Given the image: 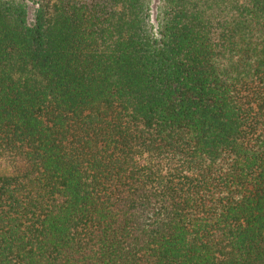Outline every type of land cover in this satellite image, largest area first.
I'll use <instances>...</instances> for the list:
<instances>
[{
	"label": "trees",
	"instance_id": "obj_1",
	"mask_svg": "<svg viewBox=\"0 0 264 264\" xmlns=\"http://www.w3.org/2000/svg\"><path fill=\"white\" fill-rule=\"evenodd\" d=\"M0 264H264V0H0Z\"/></svg>",
	"mask_w": 264,
	"mask_h": 264
},
{
	"label": "rangeland",
	"instance_id": "obj_2",
	"mask_svg": "<svg viewBox=\"0 0 264 264\" xmlns=\"http://www.w3.org/2000/svg\"><path fill=\"white\" fill-rule=\"evenodd\" d=\"M5 170H6V166L3 163H0V172Z\"/></svg>",
	"mask_w": 264,
	"mask_h": 264
}]
</instances>
